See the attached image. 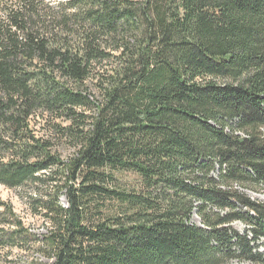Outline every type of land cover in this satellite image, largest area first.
Returning a JSON list of instances; mask_svg holds the SVG:
<instances>
[{"label":"trees","instance_id":"1","mask_svg":"<svg viewBox=\"0 0 264 264\" xmlns=\"http://www.w3.org/2000/svg\"><path fill=\"white\" fill-rule=\"evenodd\" d=\"M0 184V264H264V0H0Z\"/></svg>","mask_w":264,"mask_h":264},{"label":"rangeland","instance_id":"2","mask_svg":"<svg viewBox=\"0 0 264 264\" xmlns=\"http://www.w3.org/2000/svg\"><path fill=\"white\" fill-rule=\"evenodd\" d=\"M69 150H65L62 152L63 156L67 155ZM134 178L132 175L123 174L122 181L127 182V184L131 181L134 182ZM26 189H10L0 184V200L6 201L10 203L13 207L14 213L18 216V218L24 223L25 226L29 227L35 233H44L45 229L43 227L42 219L38 215L32 214L25 202V195L27 194ZM252 198L264 201V193H251L249 192ZM61 202H64L63 197L61 198ZM65 203V202H64ZM193 222H196V218H192ZM232 226L238 230L239 232L244 231V226L240 223H234ZM264 249V246L263 248ZM19 249H15L13 253L15 255L11 258L13 263H5V264H50V260L46 259L45 257L41 256L39 253H32L28 251H18ZM233 264H251L250 262H235Z\"/></svg>","mask_w":264,"mask_h":264}]
</instances>
